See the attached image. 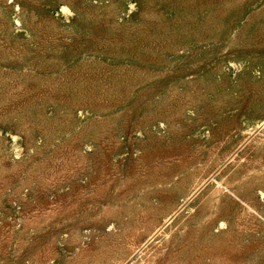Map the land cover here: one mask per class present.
I'll use <instances>...</instances> for the list:
<instances>
[{
    "label": "rangeland",
    "instance_id": "1",
    "mask_svg": "<svg viewBox=\"0 0 264 264\" xmlns=\"http://www.w3.org/2000/svg\"><path fill=\"white\" fill-rule=\"evenodd\" d=\"M0 264H264V0H0Z\"/></svg>",
    "mask_w": 264,
    "mask_h": 264
}]
</instances>
